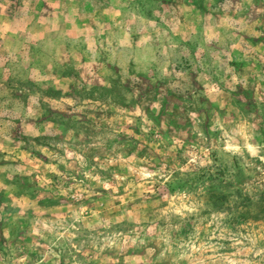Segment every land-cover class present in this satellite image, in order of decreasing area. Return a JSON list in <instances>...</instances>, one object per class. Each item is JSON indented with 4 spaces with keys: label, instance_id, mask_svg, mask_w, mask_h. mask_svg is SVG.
I'll use <instances>...</instances> for the list:
<instances>
[{
    "label": "rangeland",
    "instance_id": "obj_1",
    "mask_svg": "<svg viewBox=\"0 0 264 264\" xmlns=\"http://www.w3.org/2000/svg\"><path fill=\"white\" fill-rule=\"evenodd\" d=\"M0 264H264V0H0Z\"/></svg>",
    "mask_w": 264,
    "mask_h": 264
}]
</instances>
